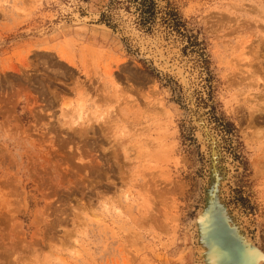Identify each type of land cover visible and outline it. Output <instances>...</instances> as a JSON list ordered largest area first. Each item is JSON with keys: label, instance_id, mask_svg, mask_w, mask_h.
I'll list each match as a JSON object with an SVG mask.
<instances>
[{"label": "rangeland", "instance_id": "1", "mask_svg": "<svg viewBox=\"0 0 264 264\" xmlns=\"http://www.w3.org/2000/svg\"><path fill=\"white\" fill-rule=\"evenodd\" d=\"M198 114L264 250V0H0V264H196Z\"/></svg>", "mask_w": 264, "mask_h": 264}, {"label": "bare ground", "instance_id": "2", "mask_svg": "<svg viewBox=\"0 0 264 264\" xmlns=\"http://www.w3.org/2000/svg\"><path fill=\"white\" fill-rule=\"evenodd\" d=\"M130 32L134 31L131 29ZM135 38H137L136 34ZM139 40L140 42L142 41L141 39ZM156 41H158V39H153L151 43H153L154 48H157L158 53L164 51L167 52V54H163L171 55L169 50L170 46L164 50L160 47L161 45L157 46L158 43ZM159 42V44H161L160 40ZM165 64L166 65L163 64L164 66H160L166 69V66L168 67V65L167 63ZM175 65L173 68L183 82L184 91L186 92V96L189 98L191 94L187 89L189 83H187V73L184 71L185 67L182 64L181 66L178 65V67ZM254 111L259 112L258 114H260V111L253 110V112ZM200 115L201 114H198V117L200 118L196 117V119H194L196 125V138L201 145L200 150L202 149L203 153L207 155L205 158L210 159L209 163H207L206 160L208 166L205 170V181H202L201 186V191H204V193L208 194V199L210 201L207 212L202 216V223H199L200 233L202 234V252L208 257H211L214 263L248 264L254 259H259V263H264V250L258 245L255 237L250 234L247 218L243 216V214H241L238 209L227 204V185L228 179L230 177V171L225 170L224 167L226 166L227 168H231L228 166L230 161L228 157L223 156L224 154L222 153L223 151H221L220 139L215 134L216 132H214L211 127H209L210 125L208 126L206 124L204 117ZM71 118L72 122L76 123L80 116L78 115L76 118ZM254 243H256V246ZM196 264H198L197 261Z\"/></svg>", "mask_w": 264, "mask_h": 264}, {"label": "water", "instance_id": "3", "mask_svg": "<svg viewBox=\"0 0 264 264\" xmlns=\"http://www.w3.org/2000/svg\"><path fill=\"white\" fill-rule=\"evenodd\" d=\"M200 195L202 201L199 205V208L196 210L193 218L191 219V225L194 232L193 247L195 250L196 261L198 264H220L218 262L214 263L211 257H208L207 255H205V253L202 252V245H201L202 234L200 233L199 223H202V216L207 212L210 201L208 199V194L204 193V191H201ZM227 204L229 203L227 202ZM254 245L256 246V243H254ZM248 264H264V263H259V259H254L250 261Z\"/></svg>", "mask_w": 264, "mask_h": 264}]
</instances>
